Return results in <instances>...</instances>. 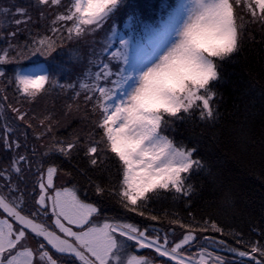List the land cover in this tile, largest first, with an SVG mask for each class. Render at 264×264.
Segmentation results:
<instances>
[{"label": "snow or ice", "instance_id": "snow-or-ice-1", "mask_svg": "<svg viewBox=\"0 0 264 264\" xmlns=\"http://www.w3.org/2000/svg\"><path fill=\"white\" fill-rule=\"evenodd\" d=\"M124 5L0 4V264H264V0H183L126 36ZM257 43L229 108L224 64ZM54 92L62 114L37 111ZM244 170L261 194L247 231L212 211L247 200Z\"/></svg>", "mask_w": 264, "mask_h": 264}, {"label": "trees", "instance_id": "trees-1", "mask_svg": "<svg viewBox=\"0 0 264 264\" xmlns=\"http://www.w3.org/2000/svg\"><path fill=\"white\" fill-rule=\"evenodd\" d=\"M30 1L16 0V3H23L27 5ZM256 39L259 41V32L256 33ZM66 51V50H65ZM260 46L257 43L255 48L249 44L246 49V59L241 57L235 63L226 62L223 67V75L227 79V83L223 86V90L228 99V106L231 108L232 98L238 95L239 92L247 86L248 74L246 69H251L253 72H259V53ZM68 54L65 52L64 55ZM257 109L259 105L257 104ZM243 105H241V119ZM228 123L235 125L237 122L229 119ZM259 121L256 120L254 124L250 126L258 128ZM227 129H222L221 139H224ZM235 135V133H233ZM177 138H181L177 133ZM239 187L247 194V200L237 199L234 210H228L223 207H214L212 211L219 216L224 223H229L237 229L247 231L252 221L259 222L261 217V194L259 191L260 181L253 175H249L247 170H244L237 178ZM202 203V201H201ZM162 208H169L168 202H162L160 205ZM178 210L182 211V207Z\"/></svg>", "mask_w": 264, "mask_h": 264}, {"label": "rangeland", "instance_id": "rangeland-1", "mask_svg": "<svg viewBox=\"0 0 264 264\" xmlns=\"http://www.w3.org/2000/svg\"><path fill=\"white\" fill-rule=\"evenodd\" d=\"M8 3H10V0H0V4H8ZM156 3L157 5H159V2H156ZM20 4L22 5L23 3H20ZM69 55L70 54H67L66 57H60L59 60H63L61 61V63L66 64L67 68L69 69V71L66 72L65 77L70 80H75L77 77L75 73H81L83 71V68L79 64H76L72 60H70ZM65 77H61L62 81ZM65 100L66 98L64 96L58 95L57 93L54 92L51 95L45 97L44 99L37 101L35 107L37 111L39 112H43L45 110L54 111L56 115L60 116L63 112V105L65 103ZM68 123L72 127H79L85 131L88 128L87 122L82 121L81 116L78 114H73L70 118H68ZM60 131L64 132L66 131V129L61 128ZM165 134H168V133H165ZM148 251H149L148 253H142V254L149 255L150 250ZM193 251H195V249Z\"/></svg>", "mask_w": 264, "mask_h": 264}]
</instances>
